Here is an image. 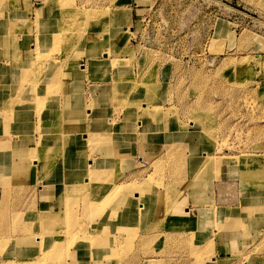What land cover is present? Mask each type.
I'll list each match as a JSON object with an SVG mask.
<instances>
[{
	"label": "rangeland",
	"instance_id": "rangeland-1",
	"mask_svg": "<svg viewBox=\"0 0 264 264\" xmlns=\"http://www.w3.org/2000/svg\"><path fill=\"white\" fill-rule=\"evenodd\" d=\"M121 2L0 0V264H148L139 249L190 243L202 212L210 247L240 229L264 241V0ZM107 10L121 15L102 29L91 17ZM101 100L112 117L93 115ZM125 108L136 117L121 124ZM205 187L229 199L182 210ZM187 255L178 264L217 260Z\"/></svg>",
	"mask_w": 264,
	"mask_h": 264
},
{
	"label": "crops",
	"instance_id": "crops-1",
	"mask_svg": "<svg viewBox=\"0 0 264 264\" xmlns=\"http://www.w3.org/2000/svg\"><path fill=\"white\" fill-rule=\"evenodd\" d=\"M130 1V0H129ZM128 0H122L121 3L123 5H127ZM120 3V4H121ZM123 38V37H122ZM128 38V37H127ZM23 44L27 43L26 38H22ZM125 45H127V41L124 42ZM85 51V50H84ZM80 53L82 51H78L76 54V57L70 58V61H73L75 63L76 67H81V59L79 57ZM86 54V52H85ZM102 55V54H101ZM100 56V55H99ZM97 97H100V95L97 93L94 102H97ZM87 102H90V99H87ZM101 103L100 106H96V109L92 112L94 116L98 117L101 116L102 118H109L113 116L112 112H109L108 105L103 104V101H99ZM129 108H125L124 111H121L120 114H118V122L121 124H125L129 122V120H133L135 115H127L129 113ZM117 121V120H116ZM130 123V122H129ZM82 134V131H81ZM30 145H27V147ZM91 159V156L88 158ZM36 170L32 172V174L29 172L26 176L27 183H31V186L35 185V190L33 189L32 192L35 193V197L32 196V198H37V203H40V200H42L41 197H44L46 192L42 189V179L40 178V171L41 164H37ZM55 172V171H54ZM52 173V176L54 174ZM23 174V173H22ZM54 177H52L51 180H53ZM50 181V180H49ZM57 183V182H53ZM216 182H214V185ZM50 184H48L49 186ZM55 185V184H54ZM58 187L57 185H55ZM42 189V190H41ZM51 188H48V191H50ZM30 190V189H29ZM30 192V191H29ZM31 193V192H30ZM198 199H194L190 196H187L184 200V205L182 207V210H188V208H193V202L192 200H196V206L201 207L202 209L208 208L212 205L213 202H217L218 199H229L223 197V189L220 188L218 190L217 187H214V193L211 194L210 190L208 188H201L197 191ZM187 195V194H186ZM41 196V197H40ZM31 198V194H30ZM192 199V200H191ZM202 216L199 218V222L193 226V229L186 230L188 233H191V231L194 232V237L192 238L191 242L184 245H178L177 243H174L171 240H154L151 243H148L145 249H139L137 252V256L141 260H149L148 264H178L179 261H181L183 258H187L188 261L193 262L194 257L187 255L189 253L190 249L192 247L199 248L204 254L205 257H213L212 260H217L214 262H209L211 264H225L228 262V264H264V241H261L260 239H254L253 241H250L248 236L241 235L242 229L240 234H236L232 237H229L225 239L224 235L222 234L220 242L217 241V239L213 242L212 247L208 246L206 244L205 235L211 230H217L214 222L215 217L211 212L207 213L202 212ZM168 221V220H167ZM169 225V221L164 224V226ZM176 225V224H175ZM261 228H264L263 225L260 226ZM249 233L253 234L255 231L252 230V228H248ZM262 234V233H261ZM260 234V236H261ZM124 239H126V235L124 236ZM250 241V242H249ZM261 241V242H260ZM141 248V247H140ZM256 249H259V252L256 251ZM250 252V253H249ZM190 258V259H188Z\"/></svg>",
	"mask_w": 264,
	"mask_h": 264
},
{
	"label": "bare ground",
	"instance_id": "bare-ground-1",
	"mask_svg": "<svg viewBox=\"0 0 264 264\" xmlns=\"http://www.w3.org/2000/svg\"><path fill=\"white\" fill-rule=\"evenodd\" d=\"M2 1V0H1ZM14 1H16V0H14ZM6 4H7V2H6ZM48 8H49V5L46 3L45 5H42L41 7H39V8H36L35 10H34V14L37 16V18L39 17V14H40V11H47L48 10ZM120 11V10H119ZM119 15H121V14H111V12H110V10H107V11H104V12H102V13H100V12H95V14H94V16H92L91 17V19L93 18V17H95L94 19H95V25L97 24V22L96 21H98V20H104L105 21V23H103L104 25V28H102V29H105L106 27H107V22H109L110 21V18H112L113 16H117L116 18H118V16ZM63 22V21H62ZM62 22H60V21H57L56 22V26H54V28H58V27H62V26H65V23L66 22H64V23H62ZM110 26H111V24H110ZM98 27V26H97ZM104 31V30H103ZM102 31V32H103ZM108 31V30H107ZM108 33V32H107ZM1 34L2 35H6V32L4 31V30H2V32H1ZM101 35V34H100ZM93 35H91V33H89V40L90 41H92V38H94V37H92ZM102 36V35H101ZM110 40V39H109ZM18 54V49H17V47H15V48H12L11 50H9L7 53H5V55H4V58H6L7 59V61L8 60H10V61H12L13 59H15V56ZM67 57V56H66ZM65 59V58H64ZM29 61V60H28ZM26 81H28V78L27 77H19V78H17L16 79V83H18V84H23V83H25ZM10 100V97L8 96L7 97V99L4 101V103H5V108H6V113H8V114H11V111H12V109H11V107H10V105H9V101ZM21 102L20 101H18V107L16 108V111H18V110H22V108H21ZM149 113V111H147L146 112V114H148ZM145 114V115H146ZM154 115H157L158 116V114H161L160 112L158 113V112H154L153 113ZM42 158V157H41ZM12 161H10V163H11ZM14 162V165L16 166V167H21V168H25V167H27L28 165H29V163H22V162H17L16 163V161H13ZM234 162H235V160H234ZM79 164L78 163H73V165L72 166H74V167H77ZM86 168H87V164H86ZM261 171H264V170H261ZM69 184H67V185H65V188H66V193L68 194L69 193V196H75V195H77L78 193H79V191L75 188V186H68ZM110 187V186H109ZM113 187H115V186H111V188L110 189H112ZM108 188V187H107ZM57 209L55 208L54 210H52L53 212H54V214H55V211H56ZM121 212V214H124V213H122V211L120 210V209H117V208H113L112 210H110L109 212H107V214H106V216L108 217L109 215H119V213ZM97 213H99V212H97ZM96 213V214H97ZM6 216V215H5ZM160 220V219H159ZM162 220H164L165 221V219L163 218ZM161 220V221H162ZM156 222H158V220L156 221ZM105 224H109L107 221L105 222ZM5 232V231H4ZM174 243H177L178 242V239H174V240H172ZM34 257H36V256H33L32 258H33V262H36V263H39V264H41L39 261H37L36 260V258H35V260H34ZM25 262H27L26 260H25ZM30 262H32V261H30Z\"/></svg>",
	"mask_w": 264,
	"mask_h": 264
}]
</instances>
